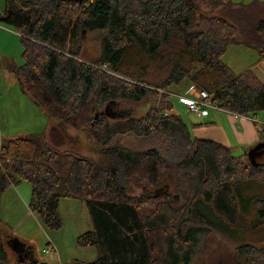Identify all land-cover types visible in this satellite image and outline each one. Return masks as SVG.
Wrapping results in <instances>:
<instances>
[{
    "label": "trees",
    "instance_id": "16d2710c",
    "mask_svg": "<svg viewBox=\"0 0 264 264\" xmlns=\"http://www.w3.org/2000/svg\"><path fill=\"white\" fill-rule=\"evenodd\" d=\"M0 22L20 35L24 63L8 62L7 68L57 121L49 133L72 127L92 138L98 152L94 159L61 150L46 133L0 144V198L10 185L27 180L28 207L50 228L60 225V197L85 202L91 230L78 242L95 246L97 257L68 264H191L213 236L236 245L235 264H264V244L234 237L264 223L263 195L250 193L264 186V165L193 137L168 100L173 86L194 83L221 110L245 117L263 111L264 82L251 70L233 72L222 55L238 44L264 56V6L223 0H5ZM90 30L103 33L99 56L78 60L80 38ZM147 95L162 101L142 117L113 121L99 111ZM129 132L163 136L174 157L156 148L110 146L115 136ZM253 206L255 224L243 218ZM0 264H9L1 238Z\"/></svg>",
    "mask_w": 264,
    "mask_h": 264
},
{
    "label": "rangeland",
    "instance_id": "374dc122",
    "mask_svg": "<svg viewBox=\"0 0 264 264\" xmlns=\"http://www.w3.org/2000/svg\"><path fill=\"white\" fill-rule=\"evenodd\" d=\"M223 1L235 6H248L252 4L253 0ZM4 8L5 0H0V13L4 11ZM102 34V31L99 30L85 31L82 34L80 38L82 52L78 60L91 61L99 56ZM236 45L238 44L228 50L225 58L222 59L223 62L227 60L231 62L234 51L241 49ZM22 51L20 35L13 29L0 24V144L17 136L45 135L48 123H50L46 133V139L50 144L61 150L77 152L96 159L98 157L96 146L93 144L92 138L84 132L66 126L64 131L56 129L55 132L49 133L57 121L49 117L35 103L34 99L23 90L18 78L7 68L9 61L14 62L16 66L24 63ZM237 61V58L233 59V63ZM114 76L118 77V75ZM193 85L195 84L189 83L185 90H189ZM173 94L180 95L178 93ZM173 94L169 96L173 103V111L180 114L181 118L187 124H190L189 115L193 114L186 110V107H182L178 111L177 101L179 98ZM161 101L160 95H147L138 102L118 100L108 103L106 106L99 108V111L107 117H111L113 121L118 120L117 118H139L144 116L150 107L156 106ZM218 109L221 108L218 107ZM262 113L264 114V110L258 114ZM110 146H121L134 151L156 148L165 158L171 159L174 157L172 144L157 133L148 136H137L131 132L120 134L112 139ZM242 158L244 162L247 161L245 157ZM251 188L253 190L250 193L255 194L258 192V194L263 195L264 200V186ZM131 192L137 194L139 190L133 189ZM30 197L31 184L27 180H22L10 185L0 198V238L2 239L5 259L9 264H68V262L74 260L91 262L96 259L97 249L95 246L81 245L78 242L80 235L91 230L90 217L83 200L60 197L58 201L60 225L58 228H50L43 223L36 213L30 211L28 207ZM256 209L257 206H253L252 214L243 218L255 219V214L258 213ZM253 215L255 218H253ZM250 221L255 224L254 220H248L247 222ZM230 235L233 234L230 232ZM237 236L242 237L244 240L247 239L256 247H260L264 244V223L253 231L246 228L241 233L236 232L234 237ZM206 244L208 245L203 247L202 253L191 264L236 263L238 255L236 245L232 241L213 236ZM46 249H49L48 253L45 252Z\"/></svg>",
    "mask_w": 264,
    "mask_h": 264
},
{
    "label": "crops",
    "instance_id": "0c3cea01",
    "mask_svg": "<svg viewBox=\"0 0 264 264\" xmlns=\"http://www.w3.org/2000/svg\"><path fill=\"white\" fill-rule=\"evenodd\" d=\"M253 2L264 6L263 0H253L251 3ZM0 24L2 23L0 22ZM233 46H230L223 53L222 59L225 58L228 50L233 48ZM236 46L241 49L234 51V57L231 58V62L227 60L224 63L237 74L245 70H251L259 80L264 82V56H259L257 50L254 48L244 45ZM234 58H237L238 61L233 63ZM9 62L14 63L12 61ZM238 66L239 68H237ZM185 89L187 88L181 87L177 89L173 87L171 91L173 93L184 94L188 91ZM168 100L170 102V111L178 114L173 111L172 101L169 98ZM177 104L178 111L182 107H186L179 99ZM192 114L189 115L190 124H187L181 119L187 124L193 137L213 140L227 147L235 156H242L251 162L253 161V163L264 165V129L260 131L257 125V123L264 125L263 113L256 114L253 117H245L221 109H210L204 117L197 116L194 113ZM178 115L180 116V114ZM49 127L50 123H48L45 133H47Z\"/></svg>",
    "mask_w": 264,
    "mask_h": 264
},
{
    "label": "built area",
    "instance_id": "2783aa9c",
    "mask_svg": "<svg viewBox=\"0 0 264 264\" xmlns=\"http://www.w3.org/2000/svg\"><path fill=\"white\" fill-rule=\"evenodd\" d=\"M173 95L177 96L179 100L185 104L187 110L200 117L206 116L210 109H218V105L212 102L211 94L195 85L191 86L185 94ZM166 114L167 113L164 112V115ZM257 125L260 131L264 129L263 124L257 123ZM45 252L48 253L49 249H46Z\"/></svg>",
    "mask_w": 264,
    "mask_h": 264
},
{
    "label": "water",
    "instance_id": "95a60500",
    "mask_svg": "<svg viewBox=\"0 0 264 264\" xmlns=\"http://www.w3.org/2000/svg\"><path fill=\"white\" fill-rule=\"evenodd\" d=\"M255 151V150H254ZM45 264V263H44Z\"/></svg>",
    "mask_w": 264,
    "mask_h": 264
}]
</instances>
